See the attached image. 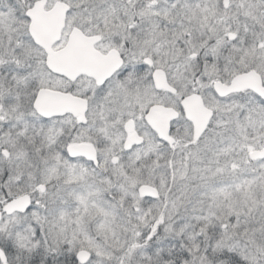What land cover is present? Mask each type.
<instances>
[{"label": "snow or ice", "instance_id": "snow-or-ice-1", "mask_svg": "<svg viewBox=\"0 0 264 264\" xmlns=\"http://www.w3.org/2000/svg\"><path fill=\"white\" fill-rule=\"evenodd\" d=\"M0 264H264V0H0Z\"/></svg>", "mask_w": 264, "mask_h": 264}]
</instances>
